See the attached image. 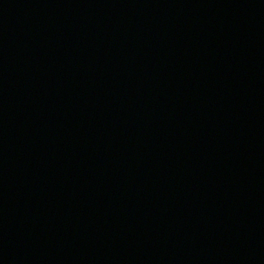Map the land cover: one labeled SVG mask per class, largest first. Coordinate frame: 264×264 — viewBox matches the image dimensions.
Returning <instances> with one entry per match:
<instances>
[{"label":"water","instance_id":"95a60500","mask_svg":"<svg viewBox=\"0 0 264 264\" xmlns=\"http://www.w3.org/2000/svg\"><path fill=\"white\" fill-rule=\"evenodd\" d=\"M0 264H264V0H0Z\"/></svg>","mask_w":264,"mask_h":264}]
</instances>
